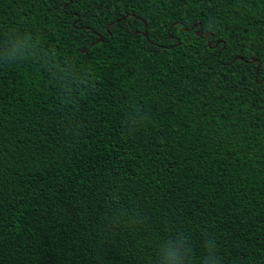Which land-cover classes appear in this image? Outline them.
Instances as JSON below:
<instances>
[{
  "label": "trees",
  "instance_id": "1",
  "mask_svg": "<svg viewBox=\"0 0 264 264\" xmlns=\"http://www.w3.org/2000/svg\"><path fill=\"white\" fill-rule=\"evenodd\" d=\"M217 261L264 264V0H0V264Z\"/></svg>",
  "mask_w": 264,
  "mask_h": 264
},
{
  "label": "water",
  "instance_id": "2",
  "mask_svg": "<svg viewBox=\"0 0 264 264\" xmlns=\"http://www.w3.org/2000/svg\"><path fill=\"white\" fill-rule=\"evenodd\" d=\"M145 28H146V30H145V32H144V35L146 36V37H148V32H147V25H145ZM198 35L199 36H203V28H201V30L198 32ZM204 36H212V32H210V31H206L205 32V34H204ZM101 41H103V38L102 37H99L96 41H94L91 45H93L94 43H98V42H101ZM212 41H210L209 42V45L210 46H212ZM217 45H218V43H216ZM258 59H254V61H257ZM259 69V68H258Z\"/></svg>",
  "mask_w": 264,
  "mask_h": 264
},
{
  "label": "clouds",
  "instance_id": "3",
  "mask_svg": "<svg viewBox=\"0 0 264 264\" xmlns=\"http://www.w3.org/2000/svg\"><path fill=\"white\" fill-rule=\"evenodd\" d=\"M214 256H216L215 253H214ZM217 264H218V261H217Z\"/></svg>",
  "mask_w": 264,
  "mask_h": 264
}]
</instances>
